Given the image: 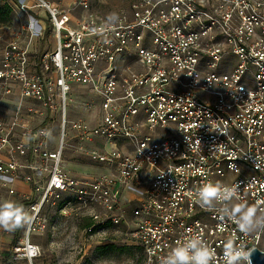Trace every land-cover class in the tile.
I'll return each instance as SVG.
<instances>
[{
	"label": "built area",
	"instance_id": "2783aa9c",
	"mask_svg": "<svg viewBox=\"0 0 264 264\" xmlns=\"http://www.w3.org/2000/svg\"><path fill=\"white\" fill-rule=\"evenodd\" d=\"M0 1L17 21L0 46V189L29 184L19 197L35 217L15 259L40 255L29 238L47 231L56 200L86 230L126 224L135 264H160L190 235L218 258L228 241L259 248L264 231L240 232L195 193L209 181L238 186L233 204L264 215V0H116V23L93 0ZM37 40L53 49L33 61ZM74 103L96 108L93 122ZM66 154L105 171L73 177Z\"/></svg>",
	"mask_w": 264,
	"mask_h": 264
},
{
	"label": "rangeland",
	"instance_id": "374dc122",
	"mask_svg": "<svg viewBox=\"0 0 264 264\" xmlns=\"http://www.w3.org/2000/svg\"><path fill=\"white\" fill-rule=\"evenodd\" d=\"M116 0H93L92 9L98 10V15L108 18L110 13H115ZM8 10V11H7ZM2 19V16H5ZM15 14L7 4L0 1V46L2 41L10 37V27ZM25 19V17L23 18ZM51 40V31L47 32ZM45 45L44 40H37L31 47V58L36 61L45 51L53 49V44ZM34 57V58H33ZM84 119L92 121L91 116L79 109ZM28 127H33L40 121L39 115L32 118L25 117ZM55 130L51 142L57 139ZM55 135V136H54ZM72 155V157H71ZM64 169L73 177L80 175H96L105 168L93 164L82 154H67ZM21 199V198H20ZM22 200V199H21ZM234 202L232 201L231 204ZM58 201L53 206H47L46 212L50 217V226L41 235L30 237V241L40 246V255L32 260L25 258L15 259L11 254V245L14 242L12 231L0 228V264H135L138 260L139 249L135 241L125 233L126 224L106 228L100 233L98 228L86 230L90 221L75 215L61 216L57 212ZM96 230L98 233H96ZM22 240V239H21ZM102 246H111L107 250H99ZM259 248L264 250V234H262Z\"/></svg>",
	"mask_w": 264,
	"mask_h": 264
},
{
	"label": "clouds",
	"instance_id": "9594fccd",
	"mask_svg": "<svg viewBox=\"0 0 264 264\" xmlns=\"http://www.w3.org/2000/svg\"><path fill=\"white\" fill-rule=\"evenodd\" d=\"M108 21L116 23L119 21L117 13H110ZM94 34H103L102 28L93 29ZM50 133V132H49ZM51 138V133H50ZM30 137H24L27 143ZM234 168L235 165H230ZM198 205L206 211H219V219L232 220L238 226L240 232L251 234L264 231V215L256 205H248L246 202L231 204L234 199H240L238 186H228L220 182L211 181L204 183L195 193ZM216 203L230 204L216 209ZM35 217L30 215L23 205L15 201L5 200L0 202V228L13 231L17 228L32 224ZM191 229L189 232L191 233ZM253 250H245L244 246H237L233 241L224 245L222 256L217 257L215 249L209 247L202 238L190 235L174 247L166 255L160 258V264H218V259L223 264H252L251 256Z\"/></svg>",
	"mask_w": 264,
	"mask_h": 264
},
{
	"label": "crops",
	"instance_id": "0c3cea01",
	"mask_svg": "<svg viewBox=\"0 0 264 264\" xmlns=\"http://www.w3.org/2000/svg\"><path fill=\"white\" fill-rule=\"evenodd\" d=\"M43 46H47V45H43ZM33 61H34V59H33ZM84 97L85 96H82V98H84ZM78 105H79L78 103H74V108H76L77 115L83 117V114L81 115V113L79 112V109H81L83 111V113L88 114L89 117L91 116L92 121H89V122H93V114L96 111V108H94V109H92L91 111L88 112V111H85V109L78 107ZM8 108H11V106L8 105ZM39 117H40V121H41L43 119V116L40 115ZM40 121H39V123H40ZM39 123H37V124H39ZM66 157H67V154L65 155V159H66ZM71 157H72V155H71ZM65 159H64V161H65ZM15 188H16V194L13 195V196L7 195L4 190L0 189V202H3L5 200H10V201H15V202H17L18 204H21V205H22V203L24 204L26 201L21 200L19 195L28 196L29 194H31V189H30L29 184H27L25 182H22V181H17L16 184H15ZM20 200H21V202H20ZM12 235H13V238H14V242L12 244H15L17 241L22 239L23 227H20V228H17L15 230H13L12 231Z\"/></svg>",
	"mask_w": 264,
	"mask_h": 264
},
{
	"label": "water",
	"instance_id": "95a60500",
	"mask_svg": "<svg viewBox=\"0 0 264 264\" xmlns=\"http://www.w3.org/2000/svg\"><path fill=\"white\" fill-rule=\"evenodd\" d=\"M252 264H264V250H261L257 247L252 248Z\"/></svg>",
	"mask_w": 264,
	"mask_h": 264
},
{
	"label": "trees",
	"instance_id": "16d2710c",
	"mask_svg": "<svg viewBox=\"0 0 264 264\" xmlns=\"http://www.w3.org/2000/svg\"><path fill=\"white\" fill-rule=\"evenodd\" d=\"M8 11V10H7ZM4 17H6V15L5 16H2V19H4ZM111 246H102V247H100L99 248V250H107V249H109ZM138 249V248H137ZM6 264H9V263H6Z\"/></svg>",
	"mask_w": 264,
	"mask_h": 264
}]
</instances>
